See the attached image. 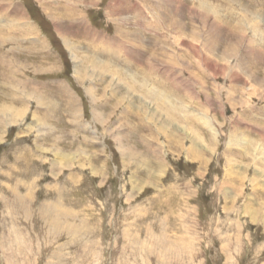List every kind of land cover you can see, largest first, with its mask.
Instances as JSON below:
<instances>
[{
	"label": "rangeland",
	"instance_id": "obj_1",
	"mask_svg": "<svg viewBox=\"0 0 264 264\" xmlns=\"http://www.w3.org/2000/svg\"><path fill=\"white\" fill-rule=\"evenodd\" d=\"M0 221V264H264V0H0Z\"/></svg>",
	"mask_w": 264,
	"mask_h": 264
},
{
	"label": "bare ground",
	"instance_id": "obj_2",
	"mask_svg": "<svg viewBox=\"0 0 264 264\" xmlns=\"http://www.w3.org/2000/svg\"><path fill=\"white\" fill-rule=\"evenodd\" d=\"M137 76V75H136ZM132 87V86H131ZM238 142V141H237ZM19 202V201H18ZM34 212V211H33ZM10 213V212H9ZM32 214V213H31ZM1 222V221H0ZM62 255V254H61Z\"/></svg>",
	"mask_w": 264,
	"mask_h": 264
}]
</instances>
